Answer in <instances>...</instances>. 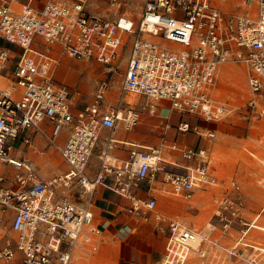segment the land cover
<instances>
[{
	"label": "built area",
	"instance_id": "built-area-1",
	"mask_svg": "<svg viewBox=\"0 0 264 264\" xmlns=\"http://www.w3.org/2000/svg\"><path fill=\"white\" fill-rule=\"evenodd\" d=\"M242 1L245 11L238 14L216 0H109L104 14L90 10L89 0H28L19 7L0 0V40L8 45H0V227L11 218L0 232V264L16 258L21 264H71L77 246L92 241L88 231H100L94 211L65 194L76 185L79 194L107 187L130 200L125 209L136 220L167 232L159 264H190L194 254L197 264H212L214 252L212 258L228 256V264H264V241L250 237L252 228L264 231L257 222L264 206L247 219L231 194L236 183L212 172L206 145L127 139L150 117L169 128L172 113L186 116L176 126L182 135L215 137L214 129L200 124L232 113L216 93L221 68L231 63L248 69L247 105L264 116V0ZM61 56L98 63L110 76L125 57L116 103L105 105L106 77L95 101L80 106L72 86L55 75ZM36 134L58 151L66 172L42 177L32 160L14 155L17 142L32 146ZM118 145L126 147V156L114 152ZM260 159L264 165V151ZM215 187L223 189L218 224L210 223L194 253L198 231L162 212L159 192L191 201L199 190Z\"/></svg>",
	"mask_w": 264,
	"mask_h": 264
},
{
	"label": "rangeland",
	"instance_id": "rangeland-1",
	"mask_svg": "<svg viewBox=\"0 0 264 264\" xmlns=\"http://www.w3.org/2000/svg\"><path fill=\"white\" fill-rule=\"evenodd\" d=\"M14 6H21L28 0H10ZM109 0H89L88 7L92 11L108 13ZM3 45L7 43L0 40ZM15 50L17 48H14ZM58 54V53H57ZM126 58L119 61L117 72L112 76L107 75L105 67L98 63L61 56V64L56 70V77L72 86L76 102L82 106L95 101L97 84L100 80L108 77L110 87L108 91V101L106 106L114 105L116 98L120 94V85L123 77V71L126 67ZM217 96L232 107V113L224 120L218 123L204 122L201 127L212 128L215 130V137H200L193 131L182 135L178 132L176 126L180 119L186 120V116L180 117V114L170 118V127L166 128L165 123H161L159 118L154 116L145 119L138 125L136 137L143 140L144 143L159 146L161 142L178 138L180 142L194 145L202 143L206 145L212 156L211 170L223 182L232 186L235 182L237 188L233 189L231 194L243 203L245 216L251 220L264 206V165L261 162V155L264 148V116H258L247 105L251 96L249 89L248 69L236 63L223 66L219 74V83ZM190 118V117H189ZM191 122L195 120L190 119ZM68 128L61 131L59 140L66 139ZM255 153V154H254ZM51 161L54 166H50L47 172L52 175L58 173L64 168L63 162L57 150H53ZM175 169V168H174ZM180 170V168H178ZM222 188L201 189L197 192L195 198L191 201H185L159 192V209L185 223L187 226L194 227L202 235L207 232L210 223L218 224L215 218ZM171 201H170V200ZM8 219L2 228L4 231L9 229ZM264 226V212L257 221ZM218 226V225H217ZM237 233L234 234V237ZM250 237L264 241V231L258 228H252ZM212 264H228L230 258L225 254L218 252ZM194 257L190 264H197L198 257Z\"/></svg>",
	"mask_w": 264,
	"mask_h": 264
},
{
	"label": "crops",
	"instance_id": "crops-1",
	"mask_svg": "<svg viewBox=\"0 0 264 264\" xmlns=\"http://www.w3.org/2000/svg\"><path fill=\"white\" fill-rule=\"evenodd\" d=\"M216 2L226 12L242 14L245 11L242 0H216ZM0 45L3 43L0 42ZM136 135V131L133 130L127 135V139L143 142ZM125 136L126 134L123 133L117 134L119 139L126 138ZM33 140L32 146H25L21 142H17L14 155L32 160L38 175L42 177H51L67 171L68 166L62 161L64 168H61L58 173L50 175L47 170L51 164L55 165L51 161V155L56 149L53 146H47L46 139L41 134H36ZM118 146L119 148L113 149L117 150L114 152L126 156V147ZM164 152L168 156V151L164 150ZM92 161L94 164L97 163V157L94 156ZM94 168V166L91 168L92 175ZM1 171H5L4 165H0ZM13 171L14 168L11 166L6 169L7 176L11 175ZM8 183L9 181H6L5 185ZM80 189L77 185L72 186L66 189L65 194L76 205L88 206L94 211L93 226H97L100 231L97 233L88 231L92 241L77 246L73 252L71 264H159L165 251L167 232L158 229L153 223L136 220L125 209L130 205V200L107 187L99 185L92 194L85 192L79 194ZM8 219L11 221V218ZM3 231L4 229H0L1 233ZM7 264L21 263L16 258Z\"/></svg>",
	"mask_w": 264,
	"mask_h": 264
},
{
	"label": "bare ground",
	"instance_id": "bare-ground-1",
	"mask_svg": "<svg viewBox=\"0 0 264 264\" xmlns=\"http://www.w3.org/2000/svg\"><path fill=\"white\" fill-rule=\"evenodd\" d=\"M18 6V5H17ZM227 65V64H226ZM226 65H224V66H226ZM223 68V67H222ZM222 68H221V71H222ZM220 71V72H221ZM129 99L130 100H135V97L134 96H130L129 97ZM172 118L175 116H177L175 113H172ZM201 238H202V234L200 233V232H198V234H196V238L194 239V240H192L191 241V245H192V248H194L193 249V252L195 253V252H197V249L199 248V245L201 244L200 242H201ZM193 253V254H194Z\"/></svg>",
	"mask_w": 264,
	"mask_h": 264
}]
</instances>
